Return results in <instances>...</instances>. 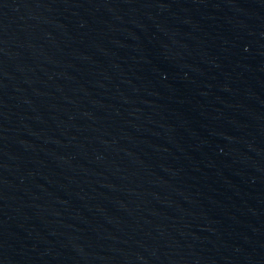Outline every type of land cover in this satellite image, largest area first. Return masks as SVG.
<instances>
[{"label":"water","instance_id":"95a60500","mask_svg":"<svg viewBox=\"0 0 264 264\" xmlns=\"http://www.w3.org/2000/svg\"><path fill=\"white\" fill-rule=\"evenodd\" d=\"M0 264H264V0H0Z\"/></svg>","mask_w":264,"mask_h":264}]
</instances>
